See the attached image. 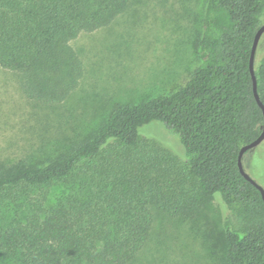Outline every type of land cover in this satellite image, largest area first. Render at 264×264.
I'll list each match as a JSON object with an SVG mask.
<instances>
[{
    "label": "trees",
    "instance_id": "trees-1",
    "mask_svg": "<svg viewBox=\"0 0 264 264\" xmlns=\"http://www.w3.org/2000/svg\"><path fill=\"white\" fill-rule=\"evenodd\" d=\"M130 3L0 0V68L19 76L26 99L58 105L84 75L71 41L110 25ZM263 13L264 0H207L201 63L177 91L114 105L98 128L43 161L0 162V264H128L148 239L153 210L201 218L224 264H264V202L238 168L264 121L250 73ZM254 74L264 105L257 51ZM153 122L179 138L185 162L140 137Z\"/></svg>",
    "mask_w": 264,
    "mask_h": 264
},
{
    "label": "rangeland",
    "instance_id": "rangeland-1",
    "mask_svg": "<svg viewBox=\"0 0 264 264\" xmlns=\"http://www.w3.org/2000/svg\"><path fill=\"white\" fill-rule=\"evenodd\" d=\"M206 3L131 0L127 11L110 25L80 33L70 45L84 75L78 88L58 105L26 99L19 76L0 68V162L43 161L70 150L98 128L114 105L177 91L201 63L198 42ZM256 51L258 57L264 55V34ZM140 137L161 143L186 161L179 138L162 123L143 126ZM263 155L264 141L245 154L243 166L264 189ZM219 199L217 195L212 201L213 216L220 209ZM152 217L146 243L128 264H224L218 248L210 252L201 218H171L157 210Z\"/></svg>",
    "mask_w": 264,
    "mask_h": 264
},
{
    "label": "water",
    "instance_id": "water-1",
    "mask_svg": "<svg viewBox=\"0 0 264 264\" xmlns=\"http://www.w3.org/2000/svg\"><path fill=\"white\" fill-rule=\"evenodd\" d=\"M264 34V24H262L260 26V28L257 30L256 34H255V38H254V42L252 45V50H251V58H250V73L252 76V82H253V93H254V97L255 100L257 101V104L259 105V107L262 110V114H263V120H264V105L263 103L260 101L259 96L257 94V83H256V78H255V74H254V59H255V53L259 44V41L261 39V36ZM264 141V121H263V126H262V131L260 133V135L258 136V138L256 140H254L253 142H251L248 145H245L241 148L240 152H239V156H238V168H239V172L242 175V177L247 180L248 182H250L251 184H253L260 192L263 202H264V189L262 186H260L257 182H255L248 174L247 172L244 170V166H243V156L246 152H248L249 150H253L255 148H257L262 142Z\"/></svg>",
    "mask_w": 264,
    "mask_h": 264
}]
</instances>
